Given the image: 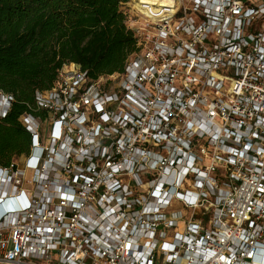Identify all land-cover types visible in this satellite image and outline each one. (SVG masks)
<instances>
[{
  "label": "built area",
  "instance_id": "2783aa9c",
  "mask_svg": "<svg viewBox=\"0 0 264 264\" xmlns=\"http://www.w3.org/2000/svg\"><path fill=\"white\" fill-rule=\"evenodd\" d=\"M126 4L124 70L66 64L20 117L0 264H260L264 0Z\"/></svg>",
  "mask_w": 264,
  "mask_h": 264
},
{
  "label": "trees",
  "instance_id": "16d2710c",
  "mask_svg": "<svg viewBox=\"0 0 264 264\" xmlns=\"http://www.w3.org/2000/svg\"><path fill=\"white\" fill-rule=\"evenodd\" d=\"M129 0H0V89L12 111L0 119V164L27 154L31 134L20 122L38 90L54 86L66 64L93 78L124 70L138 50L123 6Z\"/></svg>",
  "mask_w": 264,
  "mask_h": 264
},
{
  "label": "snow or ice",
  "instance_id": "6c2138e0",
  "mask_svg": "<svg viewBox=\"0 0 264 264\" xmlns=\"http://www.w3.org/2000/svg\"><path fill=\"white\" fill-rule=\"evenodd\" d=\"M12 203V201H3L0 199V206H3L5 204ZM258 259L260 260V264H264V252L258 253Z\"/></svg>",
  "mask_w": 264,
  "mask_h": 264
},
{
  "label": "rangeland",
  "instance_id": "374dc122",
  "mask_svg": "<svg viewBox=\"0 0 264 264\" xmlns=\"http://www.w3.org/2000/svg\"><path fill=\"white\" fill-rule=\"evenodd\" d=\"M123 9H124V10H128L129 13H130V15L132 14L131 10L129 9V5L125 4V5L123 6Z\"/></svg>",
  "mask_w": 264,
  "mask_h": 264
}]
</instances>
